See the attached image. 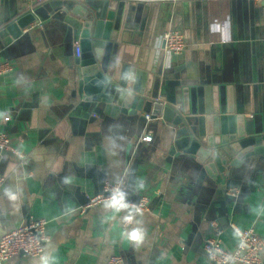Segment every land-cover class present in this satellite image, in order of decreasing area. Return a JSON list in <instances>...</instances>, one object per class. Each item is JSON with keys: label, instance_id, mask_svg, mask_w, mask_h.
Segmentation results:
<instances>
[{"label": "crops", "instance_id": "crops-1", "mask_svg": "<svg viewBox=\"0 0 264 264\" xmlns=\"http://www.w3.org/2000/svg\"><path fill=\"white\" fill-rule=\"evenodd\" d=\"M55 1L30 12L27 0H0V29L26 11L35 16L8 43L9 35L0 38V59L13 66L0 76V131L25 155L20 163L0 151V235L44 219L47 236L40 256L19 254L5 264H107L113 254L126 264H214L202 250L211 222L227 249L238 242L232 224L264 237V157L242 165L228 187L176 151L171 127L159 116L146 119L147 107L132 114L111 93L83 102L75 65L82 20L75 18L71 36L69 14ZM86 1L114 3L112 80L123 64L135 66L147 76L142 86L153 76L157 97L185 114L199 84L230 85L238 109L264 114V1ZM168 29L185 37L180 55L163 50ZM105 182H119L127 204L148 197L147 210L126 228V209L116 211L112 200L88 205ZM133 230L143 234L139 243L127 239ZM261 256L264 264V250Z\"/></svg>", "mask_w": 264, "mask_h": 264}, {"label": "water", "instance_id": "water-1", "mask_svg": "<svg viewBox=\"0 0 264 264\" xmlns=\"http://www.w3.org/2000/svg\"><path fill=\"white\" fill-rule=\"evenodd\" d=\"M52 6L62 9L66 17L69 14L67 23L71 36L79 28L75 18L82 20L78 40L81 54L75 65L77 91L84 95L83 102L96 101L111 93L119 101V107L130 109L132 114L147 107L151 119L159 116L171 127L176 151L195 160L200 173L211 180L225 179L228 187V179L236 178L242 165L257 156L264 157V114L249 115L238 109L230 85L199 84L195 87V104L192 103L190 112L185 114L182 107L174 108L157 97L153 76L142 86L146 75L135 66L123 64L119 79H111L112 73L108 72L114 47L111 31L117 29L114 3L103 2L100 7H94L86 0H56ZM32 21L35 16L26 11L0 29V38L9 35L5 38L8 43ZM130 80L133 84L127 87Z\"/></svg>", "mask_w": 264, "mask_h": 264}, {"label": "built area", "instance_id": "built-area-1", "mask_svg": "<svg viewBox=\"0 0 264 264\" xmlns=\"http://www.w3.org/2000/svg\"><path fill=\"white\" fill-rule=\"evenodd\" d=\"M29 3V11L32 12L36 4L44 0H27ZM264 1V0H262ZM264 25V22H262ZM163 50L169 55H180L185 47V37L183 33L177 29H168L161 35ZM76 55L79 56L80 48L75 47ZM12 64L7 60L0 59V76L12 70ZM146 119H151L150 114L145 115ZM10 119L8 114L3 117L6 122ZM150 135L142 137L143 141H149ZM0 151H6L11 156H15L18 162H22L25 155L17 150L12 144L5 131H0ZM2 177L0 176V183ZM238 193L236 187L228 188L227 194L235 196ZM113 197L121 198V186L119 182H105L103 190L89 199V206H94L99 202L112 200ZM126 205L125 219L122 223L123 227H128L136 216L145 212L148 208V197L143 195L134 203ZM84 210V208L82 209ZM131 217V222L126 220ZM44 219H29L27 222L8 230L0 235V264L16 255H27L32 257L40 256L45 250L47 236L45 234ZM212 233L204 238L202 250L214 264H262V250H264V237L258 235L252 226L248 228H240L232 224L238 236V242L232 249L223 246L221 240V230L215 222L210 223ZM107 264H126L120 255L113 254L108 257Z\"/></svg>", "mask_w": 264, "mask_h": 264}, {"label": "clouds", "instance_id": "clouds-1", "mask_svg": "<svg viewBox=\"0 0 264 264\" xmlns=\"http://www.w3.org/2000/svg\"><path fill=\"white\" fill-rule=\"evenodd\" d=\"M110 206L114 208L116 211H120L121 208L126 207V205L122 203V198H117V197L112 198ZM126 220L128 222H131V217H127ZM127 239L129 241H134L139 243L143 239V234L140 230H133L127 234Z\"/></svg>", "mask_w": 264, "mask_h": 264}]
</instances>
